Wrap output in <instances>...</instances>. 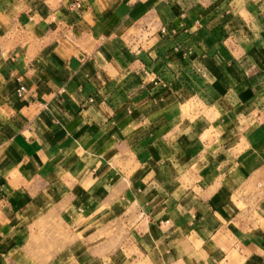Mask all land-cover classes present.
I'll return each instance as SVG.
<instances>
[{
	"label": "crops",
	"instance_id": "crops-1",
	"mask_svg": "<svg viewBox=\"0 0 264 264\" xmlns=\"http://www.w3.org/2000/svg\"><path fill=\"white\" fill-rule=\"evenodd\" d=\"M0 264H264V0H0Z\"/></svg>",
	"mask_w": 264,
	"mask_h": 264
},
{
	"label": "rangeland",
	"instance_id": "rangeland-1",
	"mask_svg": "<svg viewBox=\"0 0 264 264\" xmlns=\"http://www.w3.org/2000/svg\"><path fill=\"white\" fill-rule=\"evenodd\" d=\"M51 235H53V238H56V241H57V239L59 238L58 237L59 236V230L57 228H53V232H51L50 229L48 228L47 232L43 231V235L41 237V241L38 243L39 246L42 244V247L43 246L48 247V250H49L52 247V245H53V244H51L52 243L51 242ZM56 241L54 242V246H55Z\"/></svg>",
	"mask_w": 264,
	"mask_h": 264
},
{
	"label": "built area",
	"instance_id": "built-area-1",
	"mask_svg": "<svg viewBox=\"0 0 264 264\" xmlns=\"http://www.w3.org/2000/svg\"><path fill=\"white\" fill-rule=\"evenodd\" d=\"M74 5H75V6H78V4H77V3H75ZM145 75H148V73H146V72H145ZM153 82H154V83H156V82H157V80H153ZM23 91H24V89H23V88H20V89L18 90V93H19V94H22V93H23Z\"/></svg>",
	"mask_w": 264,
	"mask_h": 264
}]
</instances>
